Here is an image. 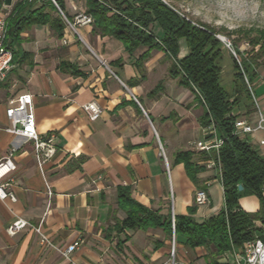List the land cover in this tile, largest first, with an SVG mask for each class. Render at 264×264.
Returning a JSON list of instances; mask_svg holds the SVG:
<instances>
[{"label": "crops", "instance_id": "1", "mask_svg": "<svg viewBox=\"0 0 264 264\" xmlns=\"http://www.w3.org/2000/svg\"><path fill=\"white\" fill-rule=\"evenodd\" d=\"M22 1L34 2L32 11L45 5L52 12L46 0H4L0 11L9 16ZM65 4L74 17L87 8L85 0ZM19 37L10 42L14 67L0 80V160L17 147V168L8 176L16 200L0 199V264H166L175 235L168 238L162 228L119 229L127 214L118 189L130 187L133 199L163 217L187 215L192 205L197 222L218 214L225 199L216 171L205 167L198 174L210 196L208 205L198 206L196 184L184 164L174 162L178 152L192 150L204 165L195 143L203 138L205 106L169 75L172 61L165 52L152 49L141 65L137 60L146 48L131 56L120 40L95 33L93 24L75 30L68 25L60 37L50 23L35 22ZM188 52L181 41L179 57ZM131 80L137 82L131 86ZM161 81L163 89L152 94ZM26 93L33 96L38 134L56 136L55 154L42 168L35 142L5 130L8 101ZM90 101L103 109L94 121L83 109ZM239 202L251 213L260 208L255 195ZM19 218L29 225L10 233ZM38 226L54 246L41 241ZM75 241L81 244L67 260L59 249ZM200 248L191 250L201 256ZM196 263L204 264L205 257Z\"/></svg>", "mask_w": 264, "mask_h": 264}, {"label": "trees", "instance_id": "2", "mask_svg": "<svg viewBox=\"0 0 264 264\" xmlns=\"http://www.w3.org/2000/svg\"><path fill=\"white\" fill-rule=\"evenodd\" d=\"M51 13L46 12V6L32 11L34 2L22 1L16 3L8 16L7 45L11 48L12 41L20 38V33L26 25L40 22L50 23L51 27L61 37L68 26L67 20L74 21V16L66 11L65 0H55L62 10L52 0H46ZM86 13L93 17V31L102 37L111 36L120 40L126 51L132 56L138 50L146 48L139 56L137 63H144L152 49L165 52L171 59L169 75L191 89L196 99L205 106L200 118L202 127L214 124L217 133L224 139L218 154L222 168L221 184L224 188V207L220 212L203 222H197L194 214L197 206L188 208L187 215L170 214L163 217L158 211L148 209L131 196V188L119 187L118 201L126 212V218L117 223L119 229L162 228L167 237H176L177 244L195 249L210 247L214 250L211 257H205L204 264H222L218 258L234 247H241L245 242L256 236H263L264 228L256 225L257 220L264 224V155L260 149L246 139L234 133V123L244 115L235 114L234 109L240 103V90L249 91L245 75L253 84L257 73L253 62L239 61L231 53L235 68V96H231L222 84V59L225 56L224 43L217 37L216 30L205 23L196 22L182 13L169 0H85ZM4 0H0V8ZM27 13V15H26ZM159 25L162 34L157 35L154 27ZM181 41L186 43L188 54L180 58ZM253 50L264 53V33L251 40ZM235 45L237 56L240 50ZM239 58V57H238ZM13 53V61H14ZM240 62V63H239ZM141 64V65H142ZM137 81L131 80L129 85ZM163 89V81L159 82L151 92L156 94ZM245 112H252L247 108ZM246 116V115H245ZM203 160L217 157L214 150L210 153L199 151ZM195 151L178 152L175 163H183L189 178L202 188L198 174L205 166L195 159ZM239 185L243 189H239ZM255 195L260 202L257 212L251 213L240 205V198Z\"/></svg>", "mask_w": 264, "mask_h": 264}, {"label": "built area", "instance_id": "3", "mask_svg": "<svg viewBox=\"0 0 264 264\" xmlns=\"http://www.w3.org/2000/svg\"><path fill=\"white\" fill-rule=\"evenodd\" d=\"M52 1L63 14L57 2L55 0ZM7 16L8 15L6 13L0 11V80L4 79L7 73L14 67L13 51L7 45ZM67 23L75 30L78 25L92 24L93 17L86 12L81 11L75 15L73 22L67 20ZM219 38L228 48L232 50L233 54L238 59L235 50L232 48L231 41L224 37ZM245 79L253 94V101L257 108V116L254 121L249 118H238L234 123V133L238 137L248 140L260 149L264 148V111L259 105V101L254 95L252 84L249 83L246 75ZM83 109L93 121L100 118L103 112L102 107L95 101L85 103L83 105ZM6 116L10 121V125L5 128L7 132L35 142V156L39 166L42 168L43 165L55 154L56 149L54 140L56 136L55 134H50L49 136L43 138L38 134L33 96L26 93L10 99L6 109ZM202 130L203 138L196 141L195 148L198 151H205L207 153H210L213 150L217 152V157L206 160L204 165L207 169L216 171L221 181L222 168L218 150L223 145L224 139L218 135L217 129L213 123L203 127ZM258 134L261 136L258 137ZM256 136L257 138H255ZM16 150L17 147H12L8 154L0 160V199L2 200H16V195L10 189L11 182L8 180L9 174L17 168L13 159ZM195 202L198 206L208 205L210 203V196L207 189L198 188L196 190ZM173 220L175 223V219ZM255 223L258 227L264 228V224L261 220H257ZM28 225V221L19 218L10 225L8 231L14 234ZM34 229L40 234L41 241L43 243L54 246L50 242L47 235L42 232L41 226L34 227ZM80 244L81 241H75L66 249H59V251L65 259L70 260L71 254L79 247ZM220 262L230 264H264V234L263 236H256L245 242L241 247H234L233 249L226 251L222 255Z\"/></svg>", "mask_w": 264, "mask_h": 264}, {"label": "rangeland", "instance_id": "4", "mask_svg": "<svg viewBox=\"0 0 264 264\" xmlns=\"http://www.w3.org/2000/svg\"><path fill=\"white\" fill-rule=\"evenodd\" d=\"M169 2L190 19L205 23L216 30L218 38L224 37L230 40L232 44L236 43V47L240 50L238 56L240 62L245 59L253 62V67L257 73V84H252V88L259 105L262 106L264 103V53L257 52L259 46L253 50L251 40L264 33V0H169ZM155 32L157 35L161 34L162 29L159 25H156ZM224 48L225 56L221 61L223 66L221 84L234 97L236 82L235 68L231 57L233 52L225 44ZM232 48L235 50V45H232ZM248 88L249 91L244 87L241 88V100L234 109L241 111V115L244 117L245 115H253L257 110L250 86ZM247 108H251L252 112L246 114ZM200 250L204 255L198 256L191 249L176 244L171 247L166 258V264H197L198 259L211 257L214 248L212 246L201 247ZM221 258L222 255L218 258L219 263L230 264L220 262Z\"/></svg>", "mask_w": 264, "mask_h": 264}, {"label": "water", "instance_id": "5", "mask_svg": "<svg viewBox=\"0 0 264 264\" xmlns=\"http://www.w3.org/2000/svg\"><path fill=\"white\" fill-rule=\"evenodd\" d=\"M5 4L6 5H10L11 4V0H5ZM239 189H243V186L242 185H239Z\"/></svg>", "mask_w": 264, "mask_h": 264}]
</instances>
